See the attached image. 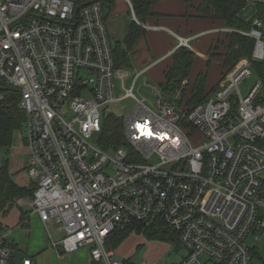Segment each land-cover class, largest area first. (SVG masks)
Wrapping results in <instances>:
<instances>
[{
  "label": "built area",
  "instance_id": "2783aa9c",
  "mask_svg": "<svg viewBox=\"0 0 264 264\" xmlns=\"http://www.w3.org/2000/svg\"><path fill=\"white\" fill-rule=\"evenodd\" d=\"M244 11L252 26L240 33L255 40L252 56L193 107L146 82L157 95L151 107L134 94L135 76L123 97L137 105L115 145L104 143L102 109L128 73L116 67L102 1L0 0V82L25 111L32 209L58 253L90 246L92 264H126L108 247L111 234L162 223L187 250L179 264H254L248 238L264 233L263 82L245 94L240 86L264 61V0H246ZM178 38L177 48H193L192 38ZM12 232H0V264H37L18 261Z\"/></svg>",
  "mask_w": 264,
  "mask_h": 264
},
{
  "label": "rangeland",
  "instance_id": "374dc122",
  "mask_svg": "<svg viewBox=\"0 0 264 264\" xmlns=\"http://www.w3.org/2000/svg\"><path fill=\"white\" fill-rule=\"evenodd\" d=\"M125 0H116L115 12L117 15L113 16L111 22V37L114 42L116 40L123 41L129 24L134 19L133 12H129L130 5ZM248 13V12H247ZM216 25H221L216 23ZM224 28V27H223ZM204 40V39H202ZM201 41V40H200ZM229 43L228 34L219 38L212 46V51H215L217 55L211 61V64L207 66L205 60V66L208 70L206 89L210 90L213 87H218L224 78L225 74L229 71L225 69L223 65V54L226 52V46ZM202 50L203 47L199 46ZM196 54V61L193 65L190 73V83L192 85L199 68V65L203 64V58H200L198 53ZM170 59H168L169 61ZM241 59H239L234 65H236ZM167 61V62H168ZM261 62V61H260ZM130 65V64H129ZM134 66L124 67L128 71V77L125 79L115 78V97L116 101L107 105L102 109L104 115L115 116L116 118L124 119L127 117L137 105V100L134 97H123L126 89L132 85L134 73L136 72V64ZM233 66V65H231ZM144 78L152 84L160 86V82L164 80V73L162 70V64L153 71L141 76L134 86V94L138 99H143L145 102L153 107V103L157 95L153 93L150 84L145 83ZM262 80L261 76L254 70V73L240 86L242 93L245 94L251 88V86ZM188 86V83L186 84ZM161 87V86H160ZM182 87L184 83L182 82ZM165 92V91H164ZM168 99L183 100L182 95L177 93L165 92ZM190 95V87L187 91V97ZM264 95V90H263ZM19 106V105H18ZM24 124L17 127L12 133V143L9 147H0V170L4 163L8 164L9 170L15 174L16 179L22 183L27 184L29 179L26 176L24 163L27 160V149L24 144ZM100 135L95 133L89 142L93 145L98 144ZM198 141V137L196 142ZM31 198V197H30ZM20 202V203H19ZM17 201V205L14 206L12 211L7 216L0 215L1 221L9 227L15 226L16 231L13 234L16 238L19 248L22 250L16 254L18 261L20 257L26 254L34 256L37 264H92L90 255V246H82L75 251L58 253L52 246L48 229L46 224L42 222L38 214L31 215L29 224L27 227H21L17 223L19 222L20 205H26L25 201ZM28 203L31 199H27ZM30 207V204L28 205ZM26 207V206H24ZM23 208V206H22ZM27 208V207H26ZM26 223V220H24ZM24 223V224H25ZM17 224V225H16ZM3 225V224H2ZM4 227V225H3ZM4 227V228H9ZM132 226L127 228L126 238L116 247L117 255L126 260L130 264H179L184 257L187 256L186 248L176 240H172L170 233H162V238H151L144 231H138L137 228L131 229ZM167 228L166 226H164ZM55 227H52L51 232H55ZM169 229V228H167ZM170 230V229H169ZM172 231V230H170ZM173 232V231H172ZM176 234V233H175ZM177 235V234H176ZM55 239H59L60 235L55 234ZM179 239V238H178ZM248 245L253 249V263L264 264V233L259 238L251 236L248 238ZM24 251V252H23ZM17 261V263H18Z\"/></svg>",
  "mask_w": 264,
  "mask_h": 264
},
{
  "label": "trees",
  "instance_id": "16d2710c",
  "mask_svg": "<svg viewBox=\"0 0 264 264\" xmlns=\"http://www.w3.org/2000/svg\"><path fill=\"white\" fill-rule=\"evenodd\" d=\"M105 8L106 17H108L111 8H113V0H101ZM134 6L135 13L141 22L152 14V6L157 0H131ZM189 3L193 0H184ZM246 0H201L196 9L202 17L221 21L224 26L231 31H228L229 43L226 46V52L220 54L223 56V65L225 69L234 66V64L243 57H251L255 45V40L252 37L246 36L240 31L251 29L252 23L248 19V13L244 11ZM259 9L263 7L258 5ZM144 32V28L133 21L124 45L117 42L114 44V55L116 67H127L130 64L131 55L138 38ZM216 55L215 51H210L207 66L211 64L212 58ZM196 54L193 50L187 47H180L173 54V63L164 73V82L160 83L163 91L173 93L176 89L182 88L181 95L183 100L179 102L187 107H193L205 100L216 87L210 90L206 89L207 71H201L189 86L190 73L194 64ZM254 69L261 76L264 90V61H254ZM233 65V66H231ZM230 68V69H231ZM229 69V70H230ZM188 81V86L182 87V82ZM2 82V81H1ZM0 82V83H1ZM4 98L0 99V147H9L12 143V133L26 119L25 111L19 105V94L13 88L5 85L4 82L0 85ZM190 87V95L187 97V91ZM19 105V106H18ZM105 144L119 145L123 142V119L115 116H108L105 122L103 132ZM35 185L31 187H23L16 184L8 170V164L5 162L0 170V215L6 216L17 203V199L21 197H29L34 195ZM22 212L21 218H24ZM129 228V227H128ZM137 228L138 231H144L151 238H162V233H170L172 240L180 242L178 236L165 228L162 223H156L150 227L141 224H133L131 229ZM4 229L0 222V232ZM127 228L114 231L109 240L108 247L116 249L117 246L126 238ZM256 252L254 251L253 254ZM126 264H130L125 260Z\"/></svg>",
  "mask_w": 264,
  "mask_h": 264
},
{
  "label": "crops",
  "instance_id": "0c3cea01",
  "mask_svg": "<svg viewBox=\"0 0 264 264\" xmlns=\"http://www.w3.org/2000/svg\"><path fill=\"white\" fill-rule=\"evenodd\" d=\"M200 1L201 0H193L187 3L184 0H157L152 6V14L149 15L144 22H141L138 19L135 13V10H134V6H133V9L131 7L127 9L129 12H133L134 19L132 20V22L136 21L138 24H140L144 28V32L138 38L136 45L134 47V51L131 55L129 66L132 67L134 66L133 64H136V67H137L133 78L138 75V78H137V81H138V79L141 76L145 75L146 73L150 71H153L154 69H157L161 64H162L163 73H165L166 69L169 66H171L173 63V54L178 49L177 47L179 44V38H178L179 36L192 38L191 44L193 48L191 50H193L195 53H198L199 54L198 56L200 58H203L202 59L203 64L199 65L197 75L201 71H207V74H208V70H205L206 69L205 60L208 61V59L210 58L209 53L210 51H212V46L215 44V42L219 38L223 37V35L227 33V30H226L227 28L224 26V24L221 21H214L212 19L202 17L196 9ZM127 4H129L128 1H127ZM115 6H116V0H113V8H111V11L108 17H106L110 30L112 26L111 20L113 16L117 15V12L114 11ZM132 22L128 26L127 33L129 31V28ZM216 23H220L221 25L220 26L216 25ZM127 33L123 41L116 40V42L113 41L114 44L119 42L120 44L124 45V41L127 36ZM199 46H202L203 49L200 50ZM168 59L170 60L168 61ZM195 61H196V58H195ZM195 61H194V64H195ZM121 68L125 69L124 67H121ZM164 80H162L160 83L164 82ZM189 80H190V77H189ZM144 81L145 83L146 82L150 83L149 81H147L146 78H144ZM24 144H25V148L27 149V152H26L27 160L24 163V169H25L26 176L29 179V182L27 184L20 183L16 179L15 174L9 170V167H8V170H9V174L12 180L16 184H18L19 186L29 188L31 187V185H34V183L31 181L28 175L27 169H26L27 163L29 160V148L25 142V139H24ZM32 198H33L32 196H29V197H21L17 199L18 202L25 201V204H26V205L19 204V206L21 207L19 211V222L17 224L20 225L21 227H27L29 224L31 215L36 214L33 212V209H32ZM27 199H31V202L30 203L26 202ZM29 204H30V207L28 206ZM24 206H26L27 208ZM12 209L10 210V212L12 211ZM22 212H25L23 219L21 218ZM1 219L2 218H0V222L4 225V227H9V226H6L1 221ZM24 220H26V223ZM9 228L13 230L9 238L11 241L14 242L16 246V254H17L22 250L19 248V244L17 243L16 238L13 235L16 231V227L12 226ZM47 231L50 237V231L49 230ZM50 241H51V238H50ZM25 255H28V254H26L25 252ZM31 257L35 259L34 256H31ZM21 258L22 257H20V259Z\"/></svg>",
  "mask_w": 264,
  "mask_h": 264
}]
</instances>
